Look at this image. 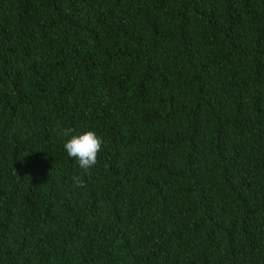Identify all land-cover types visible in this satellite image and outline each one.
<instances>
[{
  "label": "trees",
  "instance_id": "obj_1",
  "mask_svg": "<svg viewBox=\"0 0 264 264\" xmlns=\"http://www.w3.org/2000/svg\"><path fill=\"white\" fill-rule=\"evenodd\" d=\"M0 264H264V0H0Z\"/></svg>",
  "mask_w": 264,
  "mask_h": 264
},
{
  "label": "clouds",
  "instance_id": "obj_2",
  "mask_svg": "<svg viewBox=\"0 0 264 264\" xmlns=\"http://www.w3.org/2000/svg\"><path fill=\"white\" fill-rule=\"evenodd\" d=\"M102 145L103 138L98 136L95 130H88L71 135V138L65 141L64 148L79 168L87 171L97 165Z\"/></svg>",
  "mask_w": 264,
  "mask_h": 264
}]
</instances>
